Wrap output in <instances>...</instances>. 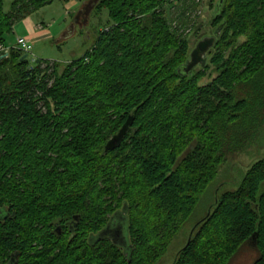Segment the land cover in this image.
Instances as JSON below:
<instances>
[{
	"label": "trees",
	"instance_id": "trees-1",
	"mask_svg": "<svg viewBox=\"0 0 264 264\" xmlns=\"http://www.w3.org/2000/svg\"><path fill=\"white\" fill-rule=\"evenodd\" d=\"M208 1L213 31L195 46L221 33L206 65L183 75L195 46L178 30L196 0H100L108 19L94 47L67 65L7 45L16 20L53 0H11L9 11L0 0V45L13 46L0 59V264H157L229 146L260 137L264 0ZM211 65L219 75L201 84ZM241 182L216 193L172 264H231L246 245L264 264V157ZM116 219L127 250L100 234Z\"/></svg>",
	"mask_w": 264,
	"mask_h": 264
},
{
	"label": "rangeland",
	"instance_id": "rangeland-1",
	"mask_svg": "<svg viewBox=\"0 0 264 264\" xmlns=\"http://www.w3.org/2000/svg\"><path fill=\"white\" fill-rule=\"evenodd\" d=\"M76 0H53L51 4L34 11L32 14L25 16L14 22L13 32L9 34L11 39L13 36L25 35L30 32L31 27L45 25L49 29V36L40 37L33 40V52L30 55L31 59L42 58L60 62L61 65H67V62L81 58L85 53L92 50L94 47L98 30L101 27V21L106 22L108 19L106 10L98 12L93 10L88 16L87 23H74L75 18L81 11L79 8L85 0H79L78 5L74 6ZM199 4L198 8L187 15L193 19L188 28H180L179 34L187 36L191 47H194L197 39L204 34H211L213 31L212 18L213 9L210 8L208 0H196ZM88 2V1H87ZM85 2V3H87ZM11 0H5V11L10 10ZM176 3L166 5L169 21H172L177 9ZM174 7V8H173ZM164 7L160 6L159 11H164ZM76 21V20H75ZM73 23L75 24L72 28ZM196 23L197 27L194 26ZM173 28L178 26L177 21H173ZM104 28V27H103ZM110 26L106 28L109 30ZM198 36V37H197ZM17 39V38H16ZM9 59V58H7ZM215 66L211 65L205 70V75L200 80L201 84H207L215 79L219 72L215 70ZM246 95L245 92L238 93L237 99ZM262 117L264 118V106L261 109ZM264 125V124H263ZM259 124H255V128ZM259 138L254 140L251 145L244 144L243 146L231 144L227 150L226 158L219 164L218 174L213 182L208 186L205 193L199 198L198 205L192 215L183 227V231L172 241L166 254L157 264H172L178 254V251L187 242L188 232L192 226L204 218L210 210V207L217 198L216 193L219 190L222 192H234L240 185L243 176L248 172L250 165L258 158L264 157V126L258 132ZM192 145V144H191ZM192 150V149H191ZM190 150V147L183 153L185 156ZM182 155V156H183ZM217 188V191H215ZM127 237L126 243L129 245L127 232L124 233ZM121 246H125L120 243ZM127 245V246H128ZM128 248L124 247V250ZM258 251L250 245L244 246L231 264H253L257 260Z\"/></svg>",
	"mask_w": 264,
	"mask_h": 264
},
{
	"label": "water",
	"instance_id": "water-1",
	"mask_svg": "<svg viewBox=\"0 0 264 264\" xmlns=\"http://www.w3.org/2000/svg\"><path fill=\"white\" fill-rule=\"evenodd\" d=\"M99 1L100 0H89L86 3V5L83 7L84 8L83 9L84 14H85V18H84L85 24L87 23L88 16L95 9V7L99 3ZM223 1L224 0H220V4H222ZM80 15H81V12L78 13V15L76 17V21L74 23H78ZM74 23L72 25V28L75 25ZM221 30H222V26L218 28V30L216 31L214 36H206L202 40H200L197 43V45L193 48V50L191 51L190 58L187 60V62L184 65H182L179 68V72H181L183 75H190L193 73V71L198 66H202V67L205 66L207 63V60H208L207 54H208L209 50L212 49L213 46L215 45L216 39L220 35ZM25 57H27V55H25ZM132 123H133V116H129V118L127 119L125 124L122 126V128L119 130V132L116 135H114L108 141V143L105 147L106 150L115 149V148L120 146L125 134L127 133L128 129L131 127ZM208 215H210V210H209V213L207 214V216ZM75 220L77 222H79L80 221V215L74 216V226L76 227L77 222H75ZM74 226H70L71 231L74 230ZM196 226L197 225H195L193 227V230L191 231L188 243L191 240L192 233H193L194 228ZM125 232L126 231L120 226L118 219H116L115 221L111 222L100 234L103 236L111 237L113 239V241L119 245H120V243L123 244L125 242L124 247L128 248V246H127L128 244L126 243L127 237L124 236Z\"/></svg>",
	"mask_w": 264,
	"mask_h": 264
},
{
	"label": "built area",
	"instance_id": "built-area-1",
	"mask_svg": "<svg viewBox=\"0 0 264 264\" xmlns=\"http://www.w3.org/2000/svg\"><path fill=\"white\" fill-rule=\"evenodd\" d=\"M167 1H176V0H167ZM12 47H8V46L6 47L4 45H0V59L9 57ZM14 47L19 48L20 50H22V52H24L29 56L32 54L34 48L33 42L31 40H29L26 37H20V36L17 37L16 45H14Z\"/></svg>",
	"mask_w": 264,
	"mask_h": 264
},
{
	"label": "crops",
	"instance_id": "crops-1",
	"mask_svg": "<svg viewBox=\"0 0 264 264\" xmlns=\"http://www.w3.org/2000/svg\"><path fill=\"white\" fill-rule=\"evenodd\" d=\"M85 2L86 0L82 4L84 5ZM78 3H79V0H76L73 3V5L79 6ZM83 5H81L79 8H82ZM19 36L26 37L33 42L34 39H39L40 37L49 36V29L45 27V25H38V26L31 27L30 32L28 31V34L13 36L7 45H13L16 42V38Z\"/></svg>",
	"mask_w": 264,
	"mask_h": 264
},
{
	"label": "flooded vegetation",
	"instance_id": "flooded-vegetation-1",
	"mask_svg": "<svg viewBox=\"0 0 264 264\" xmlns=\"http://www.w3.org/2000/svg\"><path fill=\"white\" fill-rule=\"evenodd\" d=\"M86 5V3L82 6V8H81V15H80V18H79V21H78V23H80V24H83L84 23V18H85V14H84V6ZM83 10V11H82ZM75 20H76V18H75ZM75 20H74V22H75Z\"/></svg>",
	"mask_w": 264,
	"mask_h": 264
}]
</instances>
